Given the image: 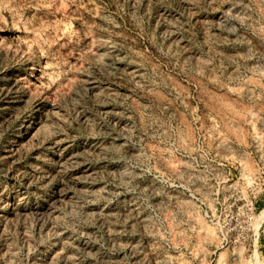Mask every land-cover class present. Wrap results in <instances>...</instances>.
I'll list each match as a JSON object with an SVG mask.
<instances>
[{
	"label": "rangeland",
	"instance_id": "rangeland-1",
	"mask_svg": "<svg viewBox=\"0 0 264 264\" xmlns=\"http://www.w3.org/2000/svg\"><path fill=\"white\" fill-rule=\"evenodd\" d=\"M0 264H264V0H0Z\"/></svg>",
	"mask_w": 264,
	"mask_h": 264
}]
</instances>
